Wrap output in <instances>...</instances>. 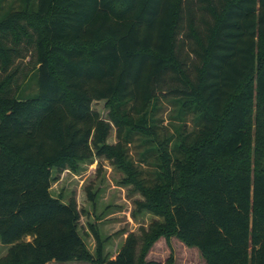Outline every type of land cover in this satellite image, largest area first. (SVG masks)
<instances>
[{"label":"trees","instance_id":"1","mask_svg":"<svg viewBox=\"0 0 264 264\" xmlns=\"http://www.w3.org/2000/svg\"><path fill=\"white\" fill-rule=\"evenodd\" d=\"M29 28L36 91L11 96L13 74L0 82V242L9 245L0 264H161L147 259L160 236L197 247L206 264H264V0H23L0 15V35L15 43ZM0 58L12 61L1 38ZM167 89L199 131L174 152L160 142L153 185L125 179L144 196L134 215L156 216L149 228L130 232L115 255L95 229L92 251L77 199L52 192L56 174L96 154L128 172L126 137L156 127ZM99 100L109 119L94 108ZM114 126L118 142L109 143ZM88 196L96 201L91 188Z\"/></svg>","mask_w":264,"mask_h":264},{"label":"rangeland","instance_id":"2","mask_svg":"<svg viewBox=\"0 0 264 264\" xmlns=\"http://www.w3.org/2000/svg\"><path fill=\"white\" fill-rule=\"evenodd\" d=\"M23 0H0V15L14 9H20ZM198 18L200 15L198 14ZM25 22V21H24ZM203 31V25L198 21ZM31 37H24L21 42L15 43L10 34L0 35L2 42L10 49L12 61L5 66L0 58V82L6 76L13 74V81L9 85L8 95L33 94L37 87L34 79L37 64V32L29 28ZM186 30L183 31L184 36ZM190 39L187 38L183 56L186 58L188 68L194 74L192 63L194 55L190 51ZM171 86H169L170 88ZM167 89L166 94H161L157 100L152 116L155 118L156 127L153 129L133 128L127 135L124 150L119 154L120 159L127 166L126 172L114 158L96 154L93 158L82 161L77 171L66 169L56 174L52 185L55 195L63 193L65 199L74 196L81 210L80 230L84 235L87 245L92 251L96 250L97 242L94 230L97 229L101 237L106 240V251L115 255L122 246L130 232L140 233L142 228H149L156 218L149 211H142L134 215L136 199L144 198L140 191H135L133 183H126L129 175L136 182L142 180L147 185H153L160 180L159 172L162 167V152L158 150L160 142L174 152V145L178 139L187 138L192 141L200 125L197 116L192 112H184L177 98ZM94 108L103 118L109 119V108L106 100L94 102ZM257 114V109H252V116ZM151 116V118H152ZM257 123L253 118V133L250 139L251 158L256 165ZM179 140V141H180ZM109 143H117V128L114 126L108 137ZM130 162V165H129ZM128 164V165H127ZM141 179V180H140ZM139 180V181H138ZM91 188L96 194L93 202L88 196ZM9 245L0 242V257L5 255ZM147 259L159 261L161 264H206L197 247L186 245L180 238L172 236L168 240L160 236L150 246ZM55 262V261H51ZM50 264H93L87 261L55 262Z\"/></svg>","mask_w":264,"mask_h":264},{"label":"crops","instance_id":"3","mask_svg":"<svg viewBox=\"0 0 264 264\" xmlns=\"http://www.w3.org/2000/svg\"><path fill=\"white\" fill-rule=\"evenodd\" d=\"M55 262H60V261H55ZM55 262H51V261H49V262H47L46 264L55 263ZM64 262H70V261H64Z\"/></svg>","mask_w":264,"mask_h":264}]
</instances>
